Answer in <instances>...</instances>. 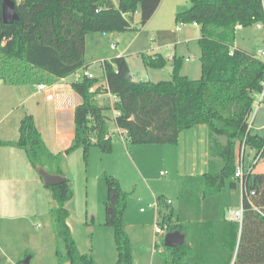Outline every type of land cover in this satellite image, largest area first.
I'll use <instances>...</instances> for the list:
<instances>
[{"label":"trees","instance_id":"16d2710c","mask_svg":"<svg viewBox=\"0 0 264 264\" xmlns=\"http://www.w3.org/2000/svg\"><path fill=\"white\" fill-rule=\"evenodd\" d=\"M2 1L0 79L10 84H27L32 77L36 82L44 77L48 83L70 78L72 90L82 99L74 110V139L65 155L81 150L85 162L93 146L104 152L112 150L107 117L103 113L110 107L99 106L95 100L98 94H107L116 99L112 104L117 112L116 127L126 133L133 145L177 144L181 133L197 126L206 127L215 137L225 136V147L215 140L222 167L216 174L203 176V196L220 197L227 190H239L234 179L235 147L241 145L246 135L245 119L251 111L253 94L261 91L264 64L235 46L236 26L248 28L262 21L264 0H192L188 9L176 14L177 21L194 23L200 28L198 80L179 75L181 62L173 58L170 80L136 82L126 58L121 56L104 61L105 85L99 88L95 87L94 78L74 80L76 72L88 67L83 60L86 35L131 30L136 12L140 15V25L145 26L161 0H118L116 4L111 0H12L18 20L10 25L2 22ZM142 62L146 69L161 70L166 66L159 54L142 55ZM18 133L16 141L0 142V146L22 150L34 170L42 168L51 175L64 177L59 167L60 154L48 151L32 116L22 118ZM245 146L256 153L263 149L260 158L264 157V132L250 131ZM255 167L256 164L243 180L242 223L226 224V231L220 235V249L227 257L217 264H230L233 258V264H264V173H255ZM104 181L107 189L104 225L112 231L115 264H134L130 238L123 224L127 193L115 178L105 176ZM47 189L57 203L49 218L57 243L58 264H96L91 254L78 251L67 224L69 212L64 203L72 194L68 181ZM251 192L254 195L250 196ZM162 220L167 232L178 230L187 237L188 227L174 223L171 210ZM208 251L205 246L198 254ZM195 252L188 241L178 248L162 246L152 264H210L196 259Z\"/></svg>","mask_w":264,"mask_h":264},{"label":"rangeland","instance_id":"374dc122","mask_svg":"<svg viewBox=\"0 0 264 264\" xmlns=\"http://www.w3.org/2000/svg\"><path fill=\"white\" fill-rule=\"evenodd\" d=\"M191 1L161 0L145 26L140 25V15L136 12L132 17L131 30L106 35L87 34L89 39L86 41L83 60L90 66L85 73L99 76L102 67L97 62L110 61V59L125 55L128 56L127 64L134 81L154 83L168 81L171 74L166 68L173 64L169 59L175 58L181 62L179 75L186 76L189 80H198L200 77V48L197 40L200 37V28L194 23L184 24L175 19L177 13L190 7ZM111 46H114V50L110 49ZM235 46L255 55L264 47V31H257L253 26L236 29ZM154 54H159L165 59L164 69L152 70L144 67L142 55L153 57ZM104 101L109 102L108 98H104ZM103 113L108 119V126L111 127L113 109L105 110ZM257 123L264 124V112H259ZM114 139L116 140L117 136ZM215 140L216 137L206 127L197 126L193 131L183 132L177 144L172 145H133L126 138L120 140L127 147L126 154L121 145L112 147L113 150L110 152L91 147L86 161L83 162L81 158L78 166L72 165L70 169L71 181L76 177V185L79 181L80 189L78 186L74 189L69 181L72 194L71 198L64 203V208H68L73 216L70 231H72L71 235L77 244L78 251L81 254H91L92 257L94 255L97 264H115L116 250L112 240V231L104 225V204L107 200L104 178L111 176L118 181L121 190L127 193L123 223L134 250V264H152L157 256L155 254L163 246L167 229L166 225L162 224L163 220L157 217L155 209L148 206L147 203L151 202L148 196L146 199L143 194L153 193L156 197L161 196L169 200L172 221L174 223L181 221V176L188 173L191 159L196 162L198 159L195 165L196 171L199 168L198 165L201 164L199 161L204 159L211 166L205 168L204 173L214 174L218 171L222 163L216 155ZM235 150H238V146ZM245 151L244 167L248 168L251 159L255 156V151L248 147ZM255 164L254 172L264 173V157ZM199 183L200 178L196 174L188 183V187L192 189L190 193H196L194 188L199 189ZM226 192L228 190L223 194ZM139 197L142 200L137 203ZM239 197V190L231 192L228 200L225 201L226 216L229 214V206L232 209L238 206ZM135 202L136 206H134ZM11 203L20 210L18 214L21 217L28 214L25 212L28 203L31 207L34 203H39L38 206L41 209L40 212L33 211L35 215L30 217L29 222L24 223L26 232L24 234L21 232L22 235L18 236V240H27L25 247L28 250V254L19 261L30 259L32 255V258L28 260L29 264H58L57 243L48 216L49 209L57 206L51 193L42 194L32 190L28 196L21 192L18 197L11 199L9 204ZM139 208H144V213H139ZM86 211L88 214L85 218ZM156 227L161 229V234H155ZM155 241L159 249L154 250L153 253ZM17 242L11 245V252L8 253L11 257L17 247L23 248V244L20 242L17 244ZM8 259L11 258L3 256L0 250V264L17 263Z\"/></svg>","mask_w":264,"mask_h":264},{"label":"crops","instance_id":"0c3cea01","mask_svg":"<svg viewBox=\"0 0 264 264\" xmlns=\"http://www.w3.org/2000/svg\"><path fill=\"white\" fill-rule=\"evenodd\" d=\"M111 1L116 4L118 0ZM87 39H89V36L86 35L85 47ZM121 56L125 57L126 61L128 60V56ZM85 65H88V67L90 66L89 64ZM101 70L102 71L99 76L92 75L94 79L97 80V84L95 85L96 88L105 85L103 69L101 68ZM40 80V82H36L35 78L32 77L31 82L27 84H10L5 83L2 79H0V142L16 141L19 136L18 128L20 121L25 115L32 116L35 126L48 151L54 155L60 154L61 163L59 167L64 173L65 180L68 182L70 181L74 189L77 186L80 189L79 181H77L76 185V177H74L71 181L70 169L72 165L78 166V163L81 162L82 151L77 150L69 155H65L64 151L73 143L75 131L74 110L82 103V99L72 90L69 82L70 78L59 79L53 83H48L47 79L44 77ZM41 84L45 85L43 90H39L37 88V86ZM104 98H108L109 102H105ZM95 100L99 106H105L104 104H108L110 109H112V96L107 94H98ZM116 115L117 112L113 110L112 126H108L109 137L112 147L114 148L116 145L117 147H120L121 145L124 154H126L127 147H125V144L120 141L121 139L125 140L127 138L126 133L116 127L114 121ZM263 127L264 124L260 125L259 123H256L257 131L264 132V129H262ZM195 128L196 127L187 132L193 131ZM116 136L118 139H116L117 141L114 139ZM201 161H199L201 164L198 165L199 168L196 171L195 165L198 162V159L197 162L191 159L189 162V169L187 171L188 173H186L187 175L184 174L181 176V221L177 222L185 224L188 227L185 229L187 237H185V234L183 235L185 237V242L188 241L189 244L194 247L195 251H197L195 252L196 259L199 261L210 262V264H217L224 262L225 257H227L226 252H222V249H220L222 243V237H220V235L226 231L227 223L236 224V222L230 219L229 214L226 216L224 211L225 201L228 200L232 191H228L220 197L204 198L202 183L203 176L206 173H204L203 170L208 167L210 168L211 166H209V162L207 163L205 159L202 162ZM54 167L55 166H53V171H55ZM221 167L222 166L219 167L216 173L220 171ZM195 173L198 174L200 183L198 184L199 189L194 188L196 193L192 194L190 193L192 189L188 187V183L189 180L196 176ZM47 188L48 187L44 185L37 171L31 167L25 153L22 150L17 149L14 146H0V250L3 256L11 258L8 260L19 262L20 258L28 254V250L25 247L27 240H18V236L22 235L21 232H23V234L26 232L24 223L29 222L30 217L35 215L34 212H36V210L38 212L41 210L38 206L40 205L39 203H34L33 207H31L28 203L25 207V212L28 214L21 217L19 216L20 214H18L20 210L16 206L12 205V203L9 204V202H11L12 198L18 197L21 192L26 195L28 194V196L32 190H36L44 194L49 192ZM143 195L145 198L148 196L151 201L150 203H147L148 206L152 204L154 200L158 201V207L155 209L158 218L160 217V219H163L166 216L168 209L172 212V209H170L171 202L167 205L166 201L169 200L164 199V197H156L153 193ZM143 195L142 198L144 197ZM141 200L142 199L139 197L137 199V203H140ZM32 203L33 202H31V204ZM137 203L135 202L134 206H136ZM240 204L241 199L239 197L238 206L235 209H232V207L229 206L228 211H235L239 208ZM66 209L69 212L67 224L71 230L73 216L68 208ZM50 210L51 208L48 211V216ZM138 210L139 213H144V208H139ZM141 210L143 211L141 212ZM87 214L88 211L85 213V218L87 217ZM125 214L126 212H124L123 219ZM91 222L93 223V221ZM107 235H109L108 232ZM238 238L239 233L237 235V240ZM16 241L22 243L23 248H20V246L17 247L11 257L8 253L11 252V245L16 243ZM155 245L156 241L153 243V253L155 252ZM205 246L209 248V251L207 253H202L201 255L200 253L198 254V250ZM31 258L32 255L30 256V259ZM132 258L134 263L133 248ZM93 259L97 264L94 255ZM101 260L103 261V258ZM233 262L234 258L231 260L230 264H233Z\"/></svg>","mask_w":264,"mask_h":264},{"label":"built area","instance_id":"2783aa9c","mask_svg":"<svg viewBox=\"0 0 264 264\" xmlns=\"http://www.w3.org/2000/svg\"><path fill=\"white\" fill-rule=\"evenodd\" d=\"M184 26V25H182ZM253 27L257 30V31H264V4H263V20L260 22H256ZM242 27L240 25L236 26V29H241ZM176 30H179V28H176ZM111 49H114V46H111ZM254 57L260 61L261 63L264 64V47L260 50H258L256 52V54L254 55ZM170 61L172 59H169ZM101 67L103 68L104 65V61H100L99 62ZM81 77H86L88 79H93L94 77L91 74H87L85 73V71H79L76 72L74 74V78L76 80L80 79ZM261 91L257 94H253V103H252V107H251V111L250 113L247 115L246 119H245V124H246V135L250 132V131H254L257 130L256 128V123H257V119H258V115L259 112L262 111L264 112V81L261 82ZM37 88L39 90H43L45 88L44 84H41L39 86H37ZM116 102V99L114 97H112V103ZM264 129V127L262 128ZM246 135L243 139V141L241 142V145L238 147L237 153H236V163H235V172H234V179L238 182V186H239V193H240V199H242V195L245 193V186H244V176L245 174H247L252 166L259 160L263 149L259 152H255V156L251 159L250 164L252 163V165L249 164L248 168L244 167V158L246 156V146H245V139H246ZM160 175H162L160 173ZM254 195L253 192L250 193V196ZM166 204L169 205L170 201H166ZM149 207L156 209L158 207V201L154 200V202L152 204L149 205ZM143 210H141L142 212ZM243 207L240 204L239 208L236 209L235 211H229V215H230V219L233 220L234 222L238 223L239 226L242 223L243 220ZM161 229L159 228H155V233L156 234H161Z\"/></svg>","mask_w":264,"mask_h":264},{"label":"water","instance_id":"95a60500","mask_svg":"<svg viewBox=\"0 0 264 264\" xmlns=\"http://www.w3.org/2000/svg\"><path fill=\"white\" fill-rule=\"evenodd\" d=\"M1 15L2 22L4 25H10L18 20L17 13L15 12V4L12 0H3L1 2ZM166 69L171 74L172 67H167ZM216 141L222 147H225L227 145V138L225 136H217ZM36 171L42 179L44 185L47 187L57 186L66 181L64 177L48 174L42 168H37ZM184 243L185 237L178 230H175L173 232H167L163 239V246L165 248H178L184 245ZM28 260V258L25 259L23 263L29 264Z\"/></svg>","mask_w":264,"mask_h":264}]
</instances>
